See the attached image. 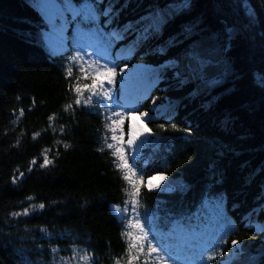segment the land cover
Wrapping results in <instances>:
<instances>
[{
  "label": "trees",
  "instance_id": "1",
  "mask_svg": "<svg viewBox=\"0 0 264 264\" xmlns=\"http://www.w3.org/2000/svg\"><path fill=\"white\" fill-rule=\"evenodd\" d=\"M112 2L118 15L109 30L132 26L114 43L112 54L135 45L119 67L149 63L159 70L187 55L194 42L205 46L200 53L207 61L200 68L161 71L139 102L153 133L142 151L145 183L160 171L186 188L174 193L141 188L142 203L167 224L170 217L195 216L209 193H223L225 215L235 228L223 251L235 239L261 261L264 233L246 225L253 211L252 223L264 225V0H248L255 10L252 19L243 0H189L190 7L183 9L175 7L181 0ZM154 14L164 16L161 29L138 39ZM47 29L32 0H0V264H21V249L33 264H65L60 257L71 259L72 246L92 251L95 264H114L125 243L110 206L127 198L121 189L128 185L108 151H97L103 117L83 106L63 110L75 98L68 88L79 73L74 69L73 77L65 78L71 51L52 55ZM71 31L70 26L65 34L70 37ZM161 47L164 54L157 51ZM151 77L147 73L145 85ZM85 82L90 81H79ZM20 109L24 115L14 123ZM53 113L55 131L48 127ZM45 148L54 162L40 168ZM34 157L37 163L29 172ZM20 172L25 175L13 184ZM39 203L45 208L29 216L10 215ZM41 226L52 238L43 237ZM51 247L60 251L53 254Z\"/></svg>",
  "mask_w": 264,
  "mask_h": 264
},
{
  "label": "snow or ice",
  "instance_id": "2",
  "mask_svg": "<svg viewBox=\"0 0 264 264\" xmlns=\"http://www.w3.org/2000/svg\"><path fill=\"white\" fill-rule=\"evenodd\" d=\"M39 9L48 31L44 33L45 39L52 55L71 51L64 65L65 78L71 79L74 69L79 73L75 77V83L69 84V92L74 93L72 102L65 104L63 110L68 112L76 107L83 106L98 116L103 117L104 135L101 136V146L97 151H108L110 162L119 173V178L128 187L122 188L127 197L121 204L111 205L114 215L121 223V239L125 243L124 253L119 258H112L114 264H264V252L261 253V261L255 256L249 255L240 241L232 239L228 252L223 251L228 239L235 231L233 222L225 215L224 206L226 195L223 193H209L203 201L201 210L195 216L170 217L169 223H162L160 217L152 213L141 201V188L148 191L183 192L185 186L168 181V178L160 171L155 175H147L143 164L142 151L150 143L153 135L147 127L150 122L148 112L139 111V102L143 99L153 83L158 82L160 72L178 65L175 62H166L161 69H143L152 73L151 81L145 85L141 80L135 81L127 73V64L119 67L122 57L130 54L132 45L121 49L119 53L112 54V47L118 40L123 39L124 33L131 30V25L123 28L119 26L111 29V25L118 15L112 0H32ZM249 19L255 16L254 7L243 0V5ZM178 8L190 7L189 0H181ZM103 19V23L101 20ZM164 23L163 14H154L152 22L147 29L141 30L138 39L147 38L149 33L158 32ZM71 26V36L65 33ZM175 43V41H173ZM70 46V47H69ZM164 54L161 47L157 50ZM195 59V57H193ZM202 63V62H201ZM119 69V71H117ZM179 75V73H177ZM90 81L80 84L79 81ZM119 81V89L117 83ZM264 84V77L261 78ZM19 99V97H17ZM35 101H33V106ZM155 107V100H153ZM24 110H19V116L14 123L23 117ZM139 117L140 124L136 122ZM56 113L49 115V128L53 127ZM161 128L164 125H160ZM125 128L127 129L125 131ZM175 129L176 125H172ZM64 131V127L59 129ZM39 132L33 134L35 140ZM126 137V138H125ZM57 143H60L59 141ZM19 144V139L17 140ZM65 149L70 145L63 144ZM51 149L42 150L43 163L40 168L53 164L48 158ZM34 157L28 167V171L36 165ZM18 171V169H17ZM25 174L12 177V183H17ZM156 180V183H152ZM168 181V182H166ZM130 189V190H129ZM31 201L32 196L26 197ZM52 203H55L53 201ZM44 203L31 205L22 212H12L11 216H29L36 210H43ZM264 211V208L261 209ZM256 213L249 214L247 228L264 233V225L253 224L252 217ZM40 232L44 238H52L46 227L41 226ZM65 234H61V238ZM51 253L60 251L58 247H51ZM21 257V264H33L26 255L25 250H17ZM72 257H60L65 264H95V255L92 251L71 247ZM126 258V259H125Z\"/></svg>",
  "mask_w": 264,
  "mask_h": 264
},
{
  "label": "rangeland",
  "instance_id": "3",
  "mask_svg": "<svg viewBox=\"0 0 264 264\" xmlns=\"http://www.w3.org/2000/svg\"><path fill=\"white\" fill-rule=\"evenodd\" d=\"M173 4H172V6H173ZM47 31H48V29L45 30L44 33L47 32ZM193 46H194V49H192V51H188L187 54L191 52L195 57L202 58V54L200 53V51L204 50L205 46H203V45H201L199 43H196V42L193 43ZM211 48L216 49L217 46H213ZM203 59H205V58H203ZM168 61H172V60H168ZM153 68H154L153 64H149V63H134L131 67H127V73H128V75L130 77H133V84L135 86V81L137 79L141 80L142 83L144 84L145 79L147 77V73H149V72H144L142 70L143 69H153ZM136 122L138 124H140L138 116L136 118ZM140 127L143 128L144 127L143 124H140ZM155 181L156 180H153L152 183H154Z\"/></svg>",
  "mask_w": 264,
  "mask_h": 264
},
{
  "label": "bare ground",
  "instance_id": "4",
  "mask_svg": "<svg viewBox=\"0 0 264 264\" xmlns=\"http://www.w3.org/2000/svg\"><path fill=\"white\" fill-rule=\"evenodd\" d=\"M193 57L195 56L187 54L182 56L179 60H172V62H175L177 65H183L189 68H200L203 63L206 62V60L204 59H200L198 57H195V59H193Z\"/></svg>",
  "mask_w": 264,
  "mask_h": 264
}]
</instances>
